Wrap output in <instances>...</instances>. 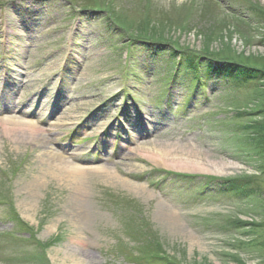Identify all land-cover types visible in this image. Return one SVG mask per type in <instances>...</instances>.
I'll return each instance as SVG.
<instances>
[{"label": "rangeland", "instance_id": "374dc122", "mask_svg": "<svg viewBox=\"0 0 264 264\" xmlns=\"http://www.w3.org/2000/svg\"><path fill=\"white\" fill-rule=\"evenodd\" d=\"M0 264H264V1L0 0Z\"/></svg>", "mask_w": 264, "mask_h": 264}, {"label": "bare ground", "instance_id": "6f19581e", "mask_svg": "<svg viewBox=\"0 0 264 264\" xmlns=\"http://www.w3.org/2000/svg\"><path fill=\"white\" fill-rule=\"evenodd\" d=\"M6 122H8V124L10 125H15L18 128V129L9 131L11 132V137L13 140L16 139L15 136H18L19 138H22V139H28L33 142L34 141L44 142L45 140H47L45 135H42L41 130L32 123L21 122V121H17L13 119L6 120ZM43 155H46V158L48 160L47 161L48 164L46 163V167L48 170L47 172H49L54 178L59 179L65 184L73 185L77 187V190L82 189L83 181L85 178H87L86 176L89 173H91V171L75 166L74 164L69 162L66 158H64L59 151H52L50 148H47V153H44ZM72 155L77 156L78 152L72 153ZM172 156L173 155L170 150H167V151L165 150V152H163L162 159L169 160V158ZM175 158L176 159L174 158L172 159V162L174 161L175 164H183L181 158L179 157L178 158L175 157ZM193 163L194 162H188L185 164H192V166H194ZM164 166L171 168V169H176L182 172H187V173L191 172L185 168H177L176 166L170 167L168 165H164ZM95 172H97V174L107 179H117V175L115 171L113 169L110 170L109 167L97 169ZM40 180L41 179H36L35 184H39ZM125 184L132 189H138V190L141 189V186H138V185H133L128 182H125ZM77 206L79 205L77 204ZM167 220L170 221V223L174 224L176 223V216L172 213L171 216L167 218Z\"/></svg>", "mask_w": 264, "mask_h": 264}, {"label": "trees", "instance_id": "16d2710c", "mask_svg": "<svg viewBox=\"0 0 264 264\" xmlns=\"http://www.w3.org/2000/svg\"><path fill=\"white\" fill-rule=\"evenodd\" d=\"M118 17L117 16V14H115L114 13V15H113V20H114V22H116L117 24L118 23H120V24H118L122 29H124V30H126V33H128V32H130V28L129 27H127V26H125L123 23H121L116 17ZM143 36H145V35H143ZM142 36V39H145V40H150V41H152V40H154V41H163V38L162 39H159V38H157V39H159V40H157V39H155V38H152V36H145V37H143ZM164 42V41H163ZM165 43H170V44H172V46H175L176 44L175 43H172V42H166L165 41ZM187 55V56H186ZM171 57H172V60H174V61H176L177 60V58H180V57H177V54H172L171 55ZM182 57V56H181ZM198 58H197V56H193V57H191V55L190 54H185V57H182L178 62L180 63V64H182V66H186L187 68L186 69H188V70H190V69H192V68H194L195 70L196 69H198V66H199V64H198ZM190 68V69H189ZM247 72H249L248 70H246ZM240 74V75H239ZM246 74V73H245ZM245 74H243V72L242 71H240V70H238V76H245ZM251 78H254L253 76H250Z\"/></svg>", "mask_w": 264, "mask_h": 264}]
</instances>
